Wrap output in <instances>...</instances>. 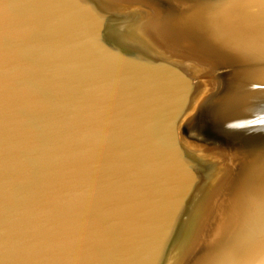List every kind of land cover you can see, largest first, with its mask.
Here are the masks:
<instances>
[{
  "label": "water",
  "instance_id": "water-1",
  "mask_svg": "<svg viewBox=\"0 0 264 264\" xmlns=\"http://www.w3.org/2000/svg\"><path fill=\"white\" fill-rule=\"evenodd\" d=\"M202 4L0 0V264H176L216 181L264 153L259 60L214 116L203 83L242 64L166 50L196 59L202 20H173Z\"/></svg>",
  "mask_w": 264,
  "mask_h": 264
},
{
  "label": "bare ground",
  "instance_id": "bare-ground-1",
  "mask_svg": "<svg viewBox=\"0 0 264 264\" xmlns=\"http://www.w3.org/2000/svg\"><path fill=\"white\" fill-rule=\"evenodd\" d=\"M196 8L192 15L184 13L173 20L177 26L182 24L181 32L185 31L187 36L193 33L190 29L192 22L202 20L200 31L205 36L195 42L194 48L187 46V54H196V59L181 56L180 52H184L180 47L185 48L183 43L177 45L176 42L174 48L171 44L172 47L166 50L174 54L175 60L191 64L195 61L208 64V61L215 60L242 64L240 75L234 76L235 73L230 72L229 76L225 74L226 78L219 79L228 84V89L223 92H219L222 88L215 80L203 83L207 88L204 99L209 97L212 88H218L211 92L212 99L209 101H212V105L208 111L218 116V109L222 116L227 109L225 106L233 107L238 102L234 99L236 95H232L234 80L249 79L250 71L248 68H245V72L243 70L250 64L246 61L258 59L261 62H257L256 74L264 81V0H203L202 6ZM206 39L224 49L229 43L234 49H226L229 52L224 50L221 55L215 52V48L208 49L211 46L206 45ZM201 67L196 68L197 74L191 76L193 79H200L198 73L203 69ZM249 80L254 81L253 78ZM221 82L219 84L223 86L225 83ZM216 92L219 94L216 95ZM185 142L192 147L198 146L197 143L193 146L189 138ZM197 223L190 244L176 264H264V153L255 152L247 156L239 168L222 174L200 210Z\"/></svg>",
  "mask_w": 264,
  "mask_h": 264
},
{
  "label": "rangeland",
  "instance_id": "rangeland-1",
  "mask_svg": "<svg viewBox=\"0 0 264 264\" xmlns=\"http://www.w3.org/2000/svg\"><path fill=\"white\" fill-rule=\"evenodd\" d=\"M237 13V12H236ZM236 13H231V15H236ZM195 25V24H194ZM232 45H230L229 43H228V45L226 46L227 48L226 49H228L229 51H230V49L232 48L231 47ZM232 49H234V47L232 48ZM227 50V51H228ZM236 50V49H235ZM208 51H210V50H208ZM207 52V51H206ZM236 52V51H235Z\"/></svg>",
  "mask_w": 264,
  "mask_h": 264
}]
</instances>
